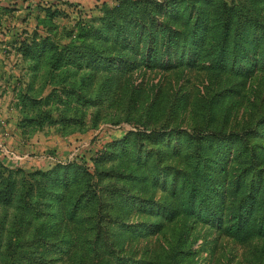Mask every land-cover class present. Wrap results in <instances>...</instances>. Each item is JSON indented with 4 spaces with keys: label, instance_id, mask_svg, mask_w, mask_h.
<instances>
[{
    "label": "rangeland",
    "instance_id": "374dc122",
    "mask_svg": "<svg viewBox=\"0 0 264 264\" xmlns=\"http://www.w3.org/2000/svg\"><path fill=\"white\" fill-rule=\"evenodd\" d=\"M222 2L251 7L264 23V0ZM117 3L0 0V167L19 170L14 176L18 182L26 173L74 165L90 177L75 176L65 192L67 198H76L82 184L97 192V199L93 197L79 212L80 221L54 220L50 228L54 240L66 247L45 254L46 260H52L50 264H264V238L241 237L245 235L226 218L210 222L197 210L187 213L169 193L173 175L183 185V174L192 171V148L202 142L201 137L200 157L211 166L209 172L232 177L250 165V152L255 170L264 172V69L257 65L243 76L212 70L207 45L212 28L204 45L186 51L182 61H167L157 48L156 61L149 65L142 62L148 51L142 42L123 48L119 41H106L105 54L119 53L120 67L94 72L63 64L53 70L52 48L79 45L80 28L98 27L102 11ZM41 41L47 46L34 59L28 48L34 50L33 44ZM83 98L86 101L81 103ZM246 131L250 132L242 136ZM129 133L143 135L130 137L115 151L108 149ZM217 133L235 138L230 147L218 148L220 153L209 143ZM151 134L161 140L152 141ZM104 152L116 153V158L101 159ZM99 173L104 174L100 181ZM2 175L7 176L0 171ZM229 190L233 195L234 188ZM170 201L179 207L171 216L161 209ZM19 215L16 204H0V264H28L20 248H7L31 233L26 232L27 220L21 231H15Z\"/></svg>",
    "mask_w": 264,
    "mask_h": 264
},
{
    "label": "trees",
    "instance_id": "16d2710c",
    "mask_svg": "<svg viewBox=\"0 0 264 264\" xmlns=\"http://www.w3.org/2000/svg\"><path fill=\"white\" fill-rule=\"evenodd\" d=\"M211 8L213 11L209 15ZM98 20V27L89 25L80 28L79 45L66 46L61 50L50 46L53 70L60 69L63 64L76 68L88 67L94 72L120 67L119 53L113 56L105 54L109 48V44H104L106 41H119L123 48H127L128 43L142 42L148 47L142 62L149 65L156 61L157 48L162 49L160 54H166L167 61H182L187 57L186 51L190 52L198 43L204 45L208 31H212V28L207 39L212 70L243 76L257 65L264 69V23L251 11V7L241 3L229 7L222 0H118L116 6L104 9ZM33 45L34 50L27 48L35 59L44 53L43 49L47 45L44 41ZM85 101L83 98L81 103ZM249 132L246 131L242 136L246 137ZM142 135L129 133L124 139L110 144L108 149L115 151L126 144L130 137L139 138ZM148 137L154 142L161 140L159 135L151 134ZM199 139L203 142L202 137ZM234 139V136H220L217 133L209 143L220 153L218 148L230 147ZM202 142L198 141L192 148V171L183 174L184 184L179 185L173 175L169 186L171 197L178 200V205L185 212L197 210L210 222L226 218L237 233L245 235L241 237L258 235L264 238V172L253 167V152L249 156L250 165L232 177L228 173L213 174L209 172L211 166L206 158L200 157ZM103 154L101 159L104 160L116 158V153L110 156L105 152ZM0 169L2 174H7L6 177L0 176V204H16L20 215L15 231H21L22 223L27 220L29 225L26 232H31L28 238H20L16 244L8 242V250L20 248V254L28 264H50L52 260H46L45 254L54 250L65 251L66 247L58 246L59 240H54V232L50 230L56 223L54 220L63 221L67 217L80 221L82 217L79 212L87 209L97 192L89 184H82L77 186L81 187V192L76 198H67L65 192L72 187L75 176L80 178L83 175L81 168L74 165H54L46 172L26 173L18 182L14 176L21 173L19 170L2 165ZM102 175L98 174L99 181ZM83 176L90 177L86 174ZM245 184L247 187L238 193ZM229 187L234 188L233 195L229 193ZM120 196H124L123 192ZM100 204L97 200L98 220L102 218ZM176 208L179 209L178 206L174 208L171 201L161 206L169 216ZM34 222L37 225L30 226Z\"/></svg>",
    "mask_w": 264,
    "mask_h": 264
}]
</instances>
